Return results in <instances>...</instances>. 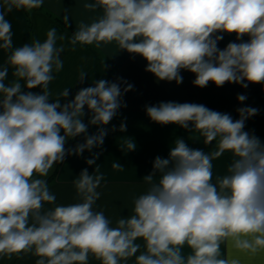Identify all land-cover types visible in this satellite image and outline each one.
<instances>
[{"label":"clouds","instance_id":"9594fccd","mask_svg":"<svg viewBox=\"0 0 264 264\" xmlns=\"http://www.w3.org/2000/svg\"><path fill=\"white\" fill-rule=\"evenodd\" d=\"M43 3L0 0V49L7 53L0 66V257L30 253L35 264H264V140L246 130L259 110L242 106L233 118L197 103L145 105L152 122L176 125L208 150L175 137L167 157L156 156L142 177L146 189L133 197L131 213L113 221L97 209L104 175L93 149L104 144L106 126L126 107L123 95L133 85L100 79L72 99L69 88L53 99L49 85L63 68L58 41L66 37L51 28L45 39L15 47L6 19L13 9ZM84 8L100 15L80 23L69 39L73 47L114 43L142 57L158 81L181 84L188 71L199 88L264 85V0H93ZM225 34L235 41L220 48ZM86 78L81 71L78 81ZM246 99L237 95L242 105ZM89 126L96 132L89 134ZM119 131H126L124 122ZM80 136L82 143L66 147ZM136 147L124 141L126 152ZM85 151L94 171L84 168L74 178L76 202L58 204L46 178L55 164ZM226 153V171L214 179L213 161Z\"/></svg>","mask_w":264,"mask_h":264},{"label":"crops","instance_id":"0c3cea01","mask_svg":"<svg viewBox=\"0 0 264 264\" xmlns=\"http://www.w3.org/2000/svg\"><path fill=\"white\" fill-rule=\"evenodd\" d=\"M90 2L93 0H44L41 8L32 11L13 9L6 13V19L12 25L15 47L30 44L34 39H45L47 31L51 28L66 37L65 40L58 41V45H64L61 54L63 68L54 73L55 79L49 85L53 99L65 88L70 89L69 99H72L78 90L92 86L100 79L112 82L123 80L133 85L132 90L123 95L126 107H122L119 114L106 126L109 132L104 144L101 148L93 149V152L101 153L96 163L104 175V180L97 189L101 193L97 201L98 210H103L113 221L121 215L130 214L133 197L146 189L142 177L151 172L152 161L156 156L167 157L175 137H183L190 147L208 150L202 142L188 139L189 133L184 129L172 124L162 126L152 122L146 115L145 105L167 101L197 103L216 111L230 113L233 118H237V108L251 106L259 111L246 122V130H254L255 134L264 140V85L250 84L245 89L237 84L226 83L218 88L209 83L207 87L199 88L193 85L195 76L188 71L181 72V84L175 81H158L153 74L145 71L147 62L142 57L119 51L114 43L100 47L79 44L73 47L69 39L80 23H90L100 15L99 11L92 12L84 8V4ZM65 16L68 17L67 20L64 19ZM244 39L247 40V37ZM230 41H235V36L225 34L219 47H225ZM6 55L7 53L0 49V66L4 64ZM81 71L87 73L84 83L78 81ZM8 78H12L11 70ZM125 86L122 85V88ZM32 91L40 90L37 88ZM238 94L247 96L243 105L237 100ZM84 122H88L87 116ZM121 122L126 124L125 132L119 131ZM113 126L115 131L111 130ZM96 130V126H89L88 132L92 134ZM128 137L136 143L135 151L126 152L123 148ZM83 140V136L69 140L66 147H73ZM90 156L91 153L85 151L82 156H68L64 163L53 166L46 179L50 190L57 196L58 204L76 202L73 180L84 168H88L90 173L94 171V166L89 167L86 164V159ZM229 161L230 155L227 153L213 161L214 179L216 175L225 173ZM114 162L124 165V170L113 169ZM36 259L37 257L30 253H21L10 258L0 257V264H35ZM90 264L98 262L90 259Z\"/></svg>","mask_w":264,"mask_h":264}]
</instances>
